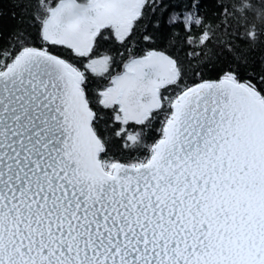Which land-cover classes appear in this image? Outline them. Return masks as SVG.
Listing matches in <instances>:
<instances>
[{"label":"snow or ice","instance_id":"snow-or-ice-1","mask_svg":"<svg viewBox=\"0 0 264 264\" xmlns=\"http://www.w3.org/2000/svg\"><path fill=\"white\" fill-rule=\"evenodd\" d=\"M8 4L0 264H264V0Z\"/></svg>","mask_w":264,"mask_h":264},{"label":"trees","instance_id":"trees-1","mask_svg":"<svg viewBox=\"0 0 264 264\" xmlns=\"http://www.w3.org/2000/svg\"><path fill=\"white\" fill-rule=\"evenodd\" d=\"M3 2V16L0 18V47H6L11 41L13 34L17 31H23L24 26L20 23L19 19H12L9 13V4L8 0H2ZM165 6L168 4H179L181 7H186L189 2L192 0H163ZM197 3H201L202 7L200 9L201 13L205 16H211L214 14L215 4L219 0H195ZM161 17V20L166 24L167 16L165 11L162 9L161 12L157 13ZM31 34L28 37L30 40L35 38V31L30 30ZM164 34H167V29L164 30ZM36 43H39L36 39ZM157 46L162 48H167L169 51H173V48L168 40H161L157 42ZM218 51V50H217ZM175 54L184 56V51H181L179 48L175 49ZM237 69V60L234 56L224 54L219 57V59H214L211 64H208L207 68H204L202 74L205 78H216L219 74H222L223 71H226L228 68ZM243 72L244 75H248V70L239 69ZM95 82H100L96 80ZM151 133H149L150 135Z\"/></svg>","mask_w":264,"mask_h":264}]
</instances>
